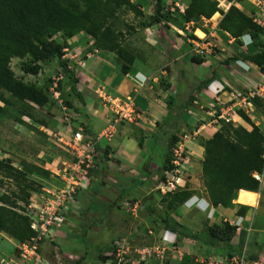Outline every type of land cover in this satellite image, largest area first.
Instances as JSON below:
<instances>
[{
    "label": "crops",
    "instance_id": "crops-1",
    "mask_svg": "<svg viewBox=\"0 0 264 264\" xmlns=\"http://www.w3.org/2000/svg\"><path fill=\"white\" fill-rule=\"evenodd\" d=\"M130 1L140 5L156 6V0L155 2L153 0ZM189 1L190 0H162V4L165 10L175 12L176 15H172L178 18L179 14L184 13ZM176 4H179L181 7L177 8ZM176 9L179 12H176ZM224 11L226 12L227 9H224ZM215 18H217V20L212 24L211 29L213 31H219L227 39L231 38V40L227 41L229 44L235 42V39L228 33L218 29V25L223 17L218 13L214 15L212 19L214 20ZM202 19L208 22L207 19ZM170 22L174 23L172 21ZM164 27H166V25L161 23L152 28H147L142 32L143 42L146 43L143 47L144 51H142V48L141 51H132L136 60L134 61L131 71L126 75L122 73L119 62H116L117 55L112 52L99 53L98 51V54H102L101 57L96 54L91 57L88 55V59H82L80 62V64L82 63L81 66L83 69L81 68V71L76 75L78 79L77 91L85 104L84 109L79 111L80 116L78 117H84L82 122L85 121V123L79 125V122H76L75 125H79L80 128L84 130V133H88V135L97 142L101 150L110 147L109 155H111L110 158L112 159L110 161H108L109 158L101 159V163H99L97 168L93 171L89 187L87 190L79 193L78 200L80 209L77 211L79 217L76 220L79 222V228H77V230H84V236L86 237L88 234L86 230L96 232L95 237L101 239L100 242L103 245L99 249L100 254L95 258L97 260L105 252L103 249L104 246L109 244L105 240L107 236L101 235L106 234L109 237V232L107 231L111 230V232H113V230L116 229L117 214L126 210L127 214L132 213L129 217L125 216L129 218L127 224L132 228V231H130L132 233L131 236H133L132 240L135 242L141 237L142 240L140 239L139 244L143 243L147 246L143 248V252L139 250L143 256H145L146 252H150L149 258L156 257V260L162 262L166 254L169 251H173L171 263L169 262V264H180L184 255L191 257L190 264H194V262L195 264L198 262L201 263L202 261L198 258L203 259V257L207 258V263L210 261L219 262V259H222V262H230L231 260L227 250L210 247L201 241L185 238L182 233H179V229L174 228V226H168L161 218L169 216L170 219H173L184 227V233L195 234L203 233L213 224H218V220L222 218V216L225 217V222L228 221L231 223L232 219L236 220V218H238L237 210L226 208V210H224L223 208L220 209L221 207H213L205 191L206 189L204 188L203 181L200 179L199 175L196 174V176L187 177V181L185 182L186 186L182 187L183 190L192 192V196L185 201L187 204H185V202H177L171 210L166 208L167 212L161 213L157 211L155 209L157 200L154 198V194L158 198V194L161 196V192L163 195L166 194L163 189L165 181L161 180V162L165 160L166 151L161 157V162L156 164L154 163L153 155L149 154V150L158 149L157 145L162 143L165 145L166 150L168 146L167 143L170 142L171 138L169 134L176 135L178 131L181 129L185 130V128H192L196 134L197 132L205 131L208 134V138H212L213 135L218 132L219 126H216L218 121L215 120L212 122L213 118L212 120H208L211 117L206 115L202 107H206L208 113L210 103L214 104V102H218L223 106L228 99L225 93L219 96L220 101L216 100L211 90L208 89L209 84L213 81H217V83L223 86L227 85L226 87L229 89L230 87H237L234 82H239V80H241L242 85L246 88L245 90H250L261 80L262 72L254 63L243 60L242 58H238L237 60H243L251 66L249 72L243 71V69L236 65L237 60L232 63L223 64L222 57L218 56H208L204 63L197 64L192 61V58L195 57L193 51L194 46L193 43H191V39L186 38V31L177 29L178 33L176 31L171 32L169 28ZM170 27H173L172 24ZM198 31L203 34L200 29L196 32ZM126 36L127 35H125V37ZM125 37L123 38V42L126 41ZM197 39L203 40L198 37ZM241 46L242 44L239 45L240 48L238 51H241L242 54L248 52L249 48L243 52ZM67 49L65 51H67ZM189 60H191L192 63H187ZM184 71L187 72V75H184ZM139 80H146V86L136 94V98L134 96V100L141 111L140 119L136 124L121 122L115 125L113 120L116 118V115L111 108L106 105V99L116 97L125 98L131 95L135 90L136 83H139ZM200 87H202V89H200ZM181 89L186 93L189 92L187 97H185V94L179 95ZM191 97H193L192 102H190ZM200 105V109L203 112H196L193 108ZM217 108L220 107L217 106ZM213 111L215 110L209 112L208 115L212 114ZM239 120L245 122L241 118H239ZM111 124L115 125V133L111 139H106L102 135ZM246 125L245 123L243 126L246 127ZM256 125L260 126V123L257 122ZM246 128L249 129L250 127L248 126ZM64 130L65 132L63 135H66V138L68 135H73L69 126H66ZM144 133L151 134V136L148 135V138H145V144L142 143V139L139 137ZM168 136L170 138H168ZM146 142H148L147 147L145 146ZM186 147L192 151L191 154L195 157V163L202 165L203 158L201 159L199 156L202 153L204 155V148L196 141H187ZM193 156L190 158L191 162L194 158ZM111 165L113 167H111ZM115 168H120L121 172ZM105 180L110 181L114 186V188L110 190V194H114L113 200L101 194V190L106 189L104 187ZM137 194H141L142 198L140 199L137 197ZM173 194L172 192L171 195ZM242 194L248 193H239L237 202L240 205ZM125 198L130 201L129 204H131V206L129 209H124V207L121 206ZM102 199L104 200L102 201L104 204L105 201H110L107 206L112 210L107 218L102 216V213H100L101 210L100 212L97 211L98 208L100 209L99 206L102 204L100 200ZM197 199H199L197 203L192 206L193 202ZM170 201L171 198L168 200V203ZM144 207H146V209H142ZM138 208H140V212L137 211ZM194 215H200L201 219H196ZM241 217H245V221H247L245 226L247 228L250 224L249 220L251 217L249 214L248 216ZM262 227L263 228H257L254 224L251 233L243 231L241 235L234 237L232 245L234 251H236L232 258L243 252L245 245H248L247 254L249 261L264 262V223ZM94 239L95 238H90V243H93ZM61 242V245L65 243L66 247L68 246L79 250L80 255L76 264H91L87 263V260L84 261L86 256V246L84 243L79 244L78 241H74L73 239L61 240ZM19 243L18 240L0 231V258H5L4 254H8L14 246L18 247ZM124 244L128 245V243L124 242L121 246L123 247ZM48 245L50 246V244ZM43 248V253L46 252V258H48L46 260L49 262L56 260L60 261L59 259L62 261V256L64 258V255L58 253V251L53 255L52 250L49 251L46 246H43ZM159 248L163 249L162 255L157 253V249ZM109 250L112 251L111 248H109ZM65 251L67 252L68 249ZM180 256H182L181 260L179 259ZM196 256L197 258L195 259ZM65 257L68 256L65 255ZM176 260H178V262H176ZM69 262V264L75 263L73 260Z\"/></svg>",
    "mask_w": 264,
    "mask_h": 264
},
{
    "label": "rangeland",
    "instance_id": "rangeland-1",
    "mask_svg": "<svg viewBox=\"0 0 264 264\" xmlns=\"http://www.w3.org/2000/svg\"><path fill=\"white\" fill-rule=\"evenodd\" d=\"M153 1L155 2V0ZM219 1L221 5L223 2V6L221 7L223 10L226 9L227 6H229L228 1ZM242 7L247 14H250L252 12V7L250 4L244 2L242 4ZM140 10V14H135L133 11H131L128 6H124L120 8V10H118L116 15L112 18L114 27L117 31H123L124 34L129 31V33L126 34V41L123 42V46L131 53L132 51H141V48L142 51H144L143 47L146 43L143 42L144 40L142 38V32L145 31V29L147 28H152L153 26L162 23L165 25L167 24V26L164 28H169L171 32H177V29H182L183 31H186V38L191 39V41H197V37L200 39L205 38V43L209 44L207 46V53L209 55L207 54L206 57H222L223 64L232 63L237 57L238 48H240L239 45H237L235 42L229 44L227 41L231 40V38L227 39L219 31H213L211 29L212 24L216 22L217 18H215L214 20H208V22L203 19H200L197 22L186 23L181 18H179V16L178 18H176V16L174 17L172 15L173 17L170 16V18L174 19V23H171L170 19H168V22L163 21L161 23L151 24V18L156 16V6L141 4ZM168 12L170 13V15H176L175 12ZM176 12L179 11L176 9ZM145 23L147 24V26H142ZM171 24L173 27H170ZM127 27H132L133 30H128ZM198 29L203 32V36L197 34L199 32H196ZM192 35L194 36L193 38ZM54 39L57 41L59 40V42H61L62 44L64 43V38L61 34L55 36ZM262 40L264 41V36ZM200 42L201 40H199V43ZM67 43L69 45V48L67 49V51H65L64 60L68 63V70L70 71V73L74 74V76L72 74V78L66 72H64V69L59 64V59H55L52 63L45 64L43 66L41 65L42 69L37 75L27 74L22 70V66L25 63L33 65V59L30 56H27L23 59L14 58L11 61V69L14 71L18 79H21L27 83L34 84L38 88L43 89L49 95L51 101L44 107H38L31 104H29L30 106L25 107L23 103L19 102L17 98L12 96L10 93L1 90V93L4 95L8 103L0 101V160H3L7 164L11 165L10 167L13 168V170H6L7 172L0 171V199L4 198L10 201L16 200L21 206L23 205L26 207L27 205L23 204L18 198L24 195L23 191H31L29 204L32 203V201L40 202L43 195L46 194L49 189H55L63 185L61 182H59L60 177L58 181L56 175H63L65 173H69L70 169L77 163V157L79 155L78 151L72 146H66L60 143L58 140V138L60 137H66V135H63V133L65 132L64 128L66 126H69L71 128V132L74 133L80 128V124L85 123V121L82 122L84 120V117H78L80 116L79 111L84 109L85 103L73 93L71 84L77 78L76 75L79 73V71H81V60L88 59V55L89 57H91L94 54L99 55V57H101L102 54H98V51L99 53H102L104 51L97 49V46L94 45L95 40L91 36L86 34H81L76 38L70 39ZM258 50H261V48H259ZM246 54L247 52L244 55ZM117 61L119 62V64L122 65V62H120L118 56H116V62ZM187 63L192 62L191 60H189ZM184 75H187V72L184 71ZM234 83L235 86H237L234 87V89L248 94V90H245L246 88H244V86L242 85L241 80H239V82ZM188 93H186L182 89L179 91V95L185 94V97H187ZM131 96H135L136 98V94H134V92L131 93ZM217 106H219L220 108L222 107L218 102H214V104L210 103V107H208V113L206 111L207 108L202 107V110L206 112V115L211 117L208 120H212L214 114H222L220 112V108H217ZM200 107L201 105L193 109H195L196 112H203ZM224 107L227 109L229 105L227 104ZM137 109L139 113H141L138 106ZM212 110H216L217 113H215L216 111H213L212 114L208 115L209 112H211ZM27 112L29 114H27ZM237 112H239V110H237ZM226 115L229 118V122L223 119H216L218 121V123H216V126H219L218 130H223L225 128L227 130L230 129L233 132V129L245 124V122L239 120V118L242 119V116H234L232 110L226 113ZM250 116L249 117L253 121V123L256 124L257 122H259L260 128L264 130V102H262L261 100H259V102H256L254 112H250ZM138 120H136L134 124H136ZM233 120H235L237 123L233 122ZM76 122H79V125H75ZM248 126L249 125L247 124L246 127ZM148 135L151 136V134L147 133H144L139 136L142 139L143 144H145V138H148ZM169 136L172 138L173 134H169ZM169 136L168 138H170ZM175 136L178 137V142L175 146H171L170 143L166 142L168 144L166 150L171 154L170 157L174 165L173 170L165 172V181H170V185L165 182L167 185L165 184L166 187H163V189L165 190L166 194L163 195L161 192V196L158 194L159 198L154 194V198L157 200V204H155V209L157 211H160L161 213L167 212L166 208L169 209L168 200L172 196L171 193H176L182 190V187L186 186L185 182L187 181V177H193L198 174L200 179L203 181L202 165H199V163H195V157L191 154L192 151L186 147V144L187 141H196L200 144L201 147H203L201 144L204 142V140L209 139L207 132L202 131L199 133L197 132L196 134L194 133L192 128H185V130L181 129L180 131H178V134H176ZM70 137L71 136L69 135L67 136V138ZM145 146H148V142H146ZM109 148L110 147H106L105 150H100V152H103L105 155L101 158L102 160L103 158H109L108 156H111L109 155ZM157 148L158 149L155 150H149V154L153 155L154 163L159 164L161 162V157L166 150L165 145L163 143L157 145ZM79 150L83 151L82 148H79ZM191 156L194 157L192 162L190 159ZM199 157L201 159L203 158L202 161H204L205 151L204 155L202 153ZM101 159L98 161V163H101ZM111 159L112 158H109L108 161H110ZM163 165L164 160L161 162V174L163 173ZM111 167L113 166L111 165ZM117 170L121 172L120 168ZM93 171L94 169L90 170L89 172V180H91V177L93 176ZM178 183L180 187H177ZM125 186L128 187L127 185ZM104 187L106 189L101 190L100 188L101 194L104 197L113 200L114 194H110V190L114 188L112 183L108 180H105ZM77 196L79 197V194H77ZM137 197L141 199L142 195L137 194ZM247 199L250 200V203L248 204V207L250 208L249 211L252 209L250 212H248L249 216L251 217V219L249 220L250 226L252 227L255 224L257 228H263L262 226L264 223V184L259 187V191L257 192V195H255V197L250 196ZM237 200L238 196L237 199L234 201L235 208L232 210H237L238 212L242 204L240 205ZM100 201V203H102V201L104 200L102 199ZM197 201L198 200L193 202L192 206L196 204ZM77 202V207H79V210V200ZM122 202L123 205L121 206L124 207V209H129V207L131 206V204H129L130 201L126 200L125 198ZM108 203H110V201H105V204L102 203L99 206L100 209L98 208L97 210L99 212L101 210L100 213H102V216L105 218L109 216L112 210L107 206ZM185 204L187 203L185 202ZM27 207L26 212L23 213H27ZM140 208H138L137 211L140 212ZM142 209H146V207ZM220 209H222V207ZM223 209L226 210L225 208ZM74 211L75 212L69 215V220L64 226L55 229L54 242L51 244V242L45 241L41 245L40 254L45 259L48 258H46V252L43 253V246H46L49 251L52 250L53 255H55L54 253L57 251L58 253L64 255V258L62 256V261L61 259H59L60 261H51V264H69V261L71 260L75 262H72L73 264H76V261L79 259L80 255L79 250L68 246L66 247L65 243L61 245V240L65 241L72 239L74 241H78L79 244H85L86 256L84 261L87 260V263L91 264H166V262L171 263L173 251H169L162 262L156 260V257L146 258L147 254L143 256V254L139 252V250L143 252V248L147 246H145L143 243L139 244L141 237H139L138 240H136L135 242L132 240L133 236H131L132 233L130 232L132 231V228L129 227V225L127 224L129 218L125 217L131 216L132 213L127 214L126 210H124L125 212L123 211L117 214L116 229L113 230V232H111V230L107 231L109 232V237L106 234L101 235L107 236L105 240L109 244L104 246L103 249L105 252L96 260L95 258H97L100 254L99 249L103 245L100 242L101 239L95 237L96 232L86 230V232H88L86 237L84 236V230H77V228H79V222H77L76 220L78 219L79 214L76 212V210ZM194 216H196V219H201L200 215ZM240 217L241 216L238 215L239 219ZM238 218H236V220ZM224 220L226 219L222 216V218L218 220V224L225 222ZM234 220L235 219H232L231 222L233 221L232 223H235L236 220ZM245 225L246 223H244V229L246 228ZM90 238H95L93 240V243H90ZM124 242L128 243V245L124 244V246L122 247L121 244ZM48 244H50V246ZM109 248H111L112 251H110ZM64 249H68V251L66 252ZM118 251L122 252L121 261L119 260L120 257H118ZM4 255V259L11 261V263H16L19 261L18 247H12L10 252ZM65 255L68 257H65ZM65 258L68 260H66ZM181 258L182 256H180L179 259L181 260ZM196 258L197 256L195 257V259ZM2 259L3 257L0 258V262ZM198 259H200L202 262H198L196 264L207 263V258L205 257H203V259ZM176 262H178V260H176ZM219 262L222 263V259H219ZM262 263L264 264V262ZM224 264H228V262H224Z\"/></svg>",
    "mask_w": 264,
    "mask_h": 264
},
{
    "label": "trees",
    "instance_id": "trees-1",
    "mask_svg": "<svg viewBox=\"0 0 264 264\" xmlns=\"http://www.w3.org/2000/svg\"><path fill=\"white\" fill-rule=\"evenodd\" d=\"M139 5L130 0H0V101L8 103L1 93V90H4L17 98L25 107L30 106L29 104L38 107L49 104L51 100L46 91L18 79L11 69V61L14 58L23 59L30 56L33 65L25 63L22 70L27 74L37 75L43 65L59 59L64 72L72 78L73 73H70L68 63L64 60L65 50L69 48L68 40L81 34L91 36L95 40L94 45L97 49L115 53L122 62V65L120 64L122 73L128 74L136 60L135 55L122 45L123 38L129 31L126 34L117 31L112 18L124 6H128L135 14H140ZM218 13L223 16L218 29L233 37L237 45L242 44L241 37L246 34H249L253 40V45L248 49L247 54L238 51L234 61L242 58L254 63L264 72V41L262 40L264 31L244 11L232 6L224 12L219 8L217 0H190L184 13L178 16L184 22L191 23L202 18L209 20ZM170 16L172 14L165 10L162 0H156V16L151 18V24L168 22V19L174 22ZM127 28L133 30L132 27ZM58 34L64 38L63 44L54 39ZM259 48L261 50H258ZM192 61L202 64L206 59L195 56ZM77 84L76 78L71 84L72 91L82 99L77 91ZM190 100L192 102L193 97ZM259 100L264 102L260 98H254V105ZM238 114L249 125V129L243 125L233 129V132L230 129H220L212 138L204 140L201 144L205 149V159L202 161L203 182L215 208L234 209V201L239 193L257 194L260 187V183L252 177V173L261 172L263 169L264 133L244 112L239 111ZM85 135L89 136L88 133ZM177 142L178 137L173 135L170 145L175 146ZM98 149L101 150L99 146ZM170 155L166 150L161 177L163 181L166 179L165 172L174 168ZM10 166L0 160V171L13 170ZM23 193L24 195L18 199L28 206L31 191H23ZM191 196V191L183 189L174 193L170 197L169 209L174 208L177 202L184 203ZM0 202V231L19 242H26L34 237L35 232L31 228L30 219L23 213L27 206H21L16 200L10 201L4 198H1ZM249 209L248 205L242 204L237 214L245 216ZM161 220L168 226L179 229V233L185 238L227 250L230 260L236 251L232 245L236 227L229 222L213 224L203 233L186 234L183 232L184 227L169 216L162 217ZM190 263L191 257L184 255L180 264Z\"/></svg>",
    "mask_w": 264,
    "mask_h": 264
},
{
    "label": "built area",
    "instance_id": "built-area-1",
    "mask_svg": "<svg viewBox=\"0 0 264 264\" xmlns=\"http://www.w3.org/2000/svg\"><path fill=\"white\" fill-rule=\"evenodd\" d=\"M227 2V0H223ZM246 2L251 5L252 12L250 16L253 19V22L257 24L264 31V0H231L229 6L226 9L230 8L232 5L243 9L242 4ZM194 43V53L199 57L207 56V46L208 43L193 41ZM247 45H243L241 50L245 52L247 50ZM241 52V51H240ZM236 65H238L243 71L249 72L251 66L247 65L243 61L237 60ZM261 71V70H260ZM262 72V71H261ZM227 85H221L217 81H213L209 84L208 89L211 90V93L216 100L220 101L219 96L226 93L227 99L226 103L220 108L222 114H214L212 120L216 119L226 120L229 122V118L226 113L233 111V115L237 116L239 111L244 112L246 115H250V112H254L255 105L253 103L254 98H260L264 100V72L261 74V80L255 84L253 89L248 90V94L241 92L237 89L230 87L227 89ZM145 87V82L140 81L136 83L134 90L135 94H138ZM225 102V101H223ZM106 105L111 108L115 113L116 118H114V124L121 122L134 123L140 118V113L137 109L136 102L134 97L129 95L125 98H107ZM229 105L226 109L224 106ZM235 121V120H233ZM111 124L103 133V137L111 139L115 132V125ZM264 133V130H263ZM59 142L66 145L74 147L79 155L77 157V163L70 169L69 173L63 175H56L57 180L60 177V181L63 185L55 189H49L46 194L43 195L40 202L30 203L27 207V213H24L30 219V224L32 230L35 232V236L32 237L29 241L21 242L18 245L19 250V261L16 263H11L7 259H2L0 264H51L48 260L42 257L40 254V249L42 243L45 241L54 242L55 229L64 226L69 220V215L76 210L78 211V200L77 194L82 191H85L89 187V172L92 169H96L99 164L98 161L104 157V153H101L98 149V144L90 136L85 135L82 128L78 129L70 138L60 137L58 138ZM79 148H82L83 151H80ZM110 158V156H108ZM262 160L264 161V144H263V154ZM252 177L260 183V186L264 184V165L261 172H253ZM170 185V181H165ZM163 187H166L165 184ZM166 184V185H167ZM179 185V183H178ZM177 185V187H179ZM173 186V185H172ZM55 190V191H54ZM74 208V210H73ZM26 212V211H25ZM71 219V218H70ZM72 220V219H71ZM245 217L238 218L235 223H230L236 227V236L241 235L243 231L248 233L252 232V227L249 226L244 229ZM245 245L243 252L237 254L228 264H262L259 262H250L247 254V247ZM118 257L120 261L122 260L121 251H118ZM157 253H163V249H157ZM150 256V252H146ZM207 264H224V262H214L210 261Z\"/></svg>",
    "mask_w": 264,
    "mask_h": 264
},
{
    "label": "clouds",
    "instance_id": "clouds-1",
    "mask_svg": "<svg viewBox=\"0 0 264 264\" xmlns=\"http://www.w3.org/2000/svg\"><path fill=\"white\" fill-rule=\"evenodd\" d=\"M218 2H219V8L222 10V11H224L221 7L223 6V2H222V5L220 4V1L219 0H217ZM228 1V0H227ZM228 2H230V1H228ZM232 6H235V5H232ZM231 6V7H232ZM176 7L177 8H180L181 6L179 5V4H176ZM235 7H237V6H235ZM238 9H240L239 7H237ZM230 8H228L227 9V11L229 10ZM240 10H242V11H244L245 12V10L244 9H240ZM226 11V12H227ZM173 12V11H172ZM225 12V11H224ZM246 13V12H245ZM221 16H222V14L221 13H219ZM249 16H250V14H248ZM223 17V16H222ZM213 18V17H212ZM211 18V19H212ZM211 19H209V20H211ZM194 41V40H193ZM193 41H192V43H193ZM196 41V40H195ZM197 41L199 42V40L197 39ZM206 41V39H203L201 42H205ZM235 41V40H234ZM247 41H249V42H247ZM241 42H242V46L243 45H247L246 47H247V49L248 48H250L252 45H253V40H252V38H251V36L249 35V34H246V35H244L243 37H241ZM193 46H194V43H193ZM241 46V47H242ZM193 49H194V47H193ZM209 55V54H208ZM195 56H197V55H195ZM205 59L207 60V57H205ZM241 61H243V60H241ZM244 62V61H243ZM244 63H246V62H244ZM247 64V63H246ZM248 65V64H247ZM142 81H144L145 82V84H146V80H142ZM139 82H140V80H139ZM146 86V85H145ZM237 116H239V114L237 115ZM248 117L250 116V115H247ZM251 117V116H250ZM259 126V125H258ZM260 127V126H259ZM180 187V186H179ZM192 200V199H191ZM190 200V201H191ZM197 200H199V199H197ZM31 225V224H30ZM34 231V230H33ZM236 236V235H235ZM175 242H176V240H175ZM21 243V242H20ZM172 243H174V242H172ZM146 255V254H145ZM145 258V257H144ZM146 258H149V256L147 255V257ZM226 262V261H225ZM229 263V262H228Z\"/></svg>",
    "mask_w": 264,
    "mask_h": 264
},
{
    "label": "bare ground",
    "instance_id": "bare-ground-1",
    "mask_svg": "<svg viewBox=\"0 0 264 264\" xmlns=\"http://www.w3.org/2000/svg\"><path fill=\"white\" fill-rule=\"evenodd\" d=\"M197 34L200 35V36H203V34L201 32H198ZM246 193H248V192H246ZM251 194L252 193L242 194V196L240 198V201H241V204H243V206L244 205L247 206L250 203V200L247 199L248 197L257 195V194H253V195H251Z\"/></svg>",
    "mask_w": 264,
    "mask_h": 264
}]
</instances>
